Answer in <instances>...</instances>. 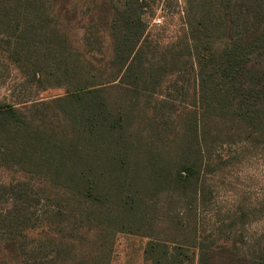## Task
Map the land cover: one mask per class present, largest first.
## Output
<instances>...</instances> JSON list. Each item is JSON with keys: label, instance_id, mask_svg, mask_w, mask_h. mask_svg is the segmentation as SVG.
Masks as SVG:
<instances>
[{"label": "trees", "instance_id": "trees-1", "mask_svg": "<svg viewBox=\"0 0 264 264\" xmlns=\"http://www.w3.org/2000/svg\"><path fill=\"white\" fill-rule=\"evenodd\" d=\"M58 2L0 0V40L7 58L39 92L64 89L48 100L0 104V166L61 179L72 196L66 206L76 211L86 233L97 217L111 236L146 235L145 259L152 264H264V232L249 254L236 245H216L213 235L199 242L194 230L190 242L142 233L153 223L154 196L167 191V219L186 234L178 225L184 215L180 209L188 213L191 208L181 204L188 193L197 199L200 184L196 158L189 161L186 149L199 157L223 143L221 136L264 149V0H186V37L163 53L149 42L145 5L139 0L94 6L89 10L96 19L90 24L79 20L74 8L72 13L68 6L59 9ZM94 54L103 59L99 68L92 62ZM182 60H189L197 82L187 122L177 128L182 136L177 148L188 157L174 171L159 157L161 166L148 181H134L136 172H131L126 182L118 175L130 173V157L159 148L154 97ZM53 119L65 122L69 132L60 135L52 129ZM215 123L223 131L213 138ZM96 143L102 154L92 157ZM100 168L116 177L103 194L95 185L97 174L104 173ZM13 202L18 230L19 204ZM60 202L53 208L63 215ZM101 259L89 264H106Z\"/></svg>", "mask_w": 264, "mask_h": 264}, {"label": "rangeland", "instance_id": "rangeland-1", "mask_svg": "<svg viewBox=\"0 0 264 264\" xmlns=\"http://www.w3.org/2000/svg\"><path fill=\"white\" fill-rule=\"evenodd\" d=\"M111 2L112 0H59L56 6L59 9L68 6L70 13L72 8L76 9L78 19L90 24L93 16L89 9ZM139 2L145 5L142 10L148 22L146 34L149 42L158 47L156 50L163 53L169 46L186 37V0ZM2 45L5 46L0 40V104L48 100L64 93L63 88L51 87L39 92L37 88L30 86L27 77L7 58L4 51L6 47L2 49ZM107 56L109 57V52ZM159 56L161 54H156V57ZM102 60V57L94 54L92 62L99 68ZM179 66V71L165 77L158 96L154 97L157 102L152 106L153 113L160 117L157 123L160 130L155 143L158 150L150 151L147 156L142 152L141 158L130 157L131 169H127L130 173H120L118 176L127 182L131 181V172H136L134 181H148L154 169L161 166L157 163L159 157H162V164L170 171L177 169L182 162L185 163L184 158L189 156V161L196 158L195 167L200 176L199 193L196 200H192L190 193L186 195L188 198L183 200L181 206L188 203L191 209L188 213L187 209H180L184 215L178 222L179 226L185 228L186 234L183 235L167 219V203L170 200V193L167 191L154 196L150 209L153 212V223L142 233L147 232L160 240L190 242L195 237L194 230L199 242L204 239L210 241L213 235L216 245H236L242 252L249 254L264 232V149L244 141L231 142L221 136L218 140L223 143H217L209 151L201 153V156L196 157L195 153L186 149L188 156L185 157L187 153L176 145L182 137L177 128L187 122L191 105L197 97V82L196 71L189 60L188 63L185 61L182 65L178 64ZM52 123V129L60 135L69 132L65 122L53 119ZM215 126V133L211 135L213 138L223 131L220 124L215 123ZM152 140L156 141L154 134ZM95 147L98 149L93 151L92 157L102 154V145L96 143ZM90 149L94 150L93 147ZM100 163H105L103 157ZM107 170L100 168L103 175L97 174L95 177L99 192H102L103 187L107 188L108 181L112 179L113 175H106ZM162 173L165 175L166 170ZM115 178L113 176V180ZM60 180H47L27 170L0 166V264H89L93 259L99 258L106 264H152L145 259L144 251L150 240L146 235L117 233L111 236L106 231L105 222H100L97 217L91 221L89 234L86 233L76 211L66 206V200L72 196L67 193L68 186L60 183ZM14 199L19 204L21 227L18 230H15L17 222L13 216V209H16ZM57 202L65 208L63 215H58L53 208ZM83 221L84 224L87 222L85 219Z\"/></svg>", "mask_w": 264, "mask_h": 264}]
</instances>
